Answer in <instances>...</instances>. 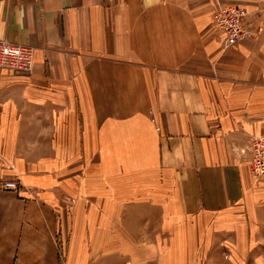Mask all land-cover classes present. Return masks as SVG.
<instances>
[{"label":"crops","instance_id":"0c3cea01","mask_svg":"<svg viewBox=\"0 0 264 264\" xmlns=\"http://www.w3.org/2000/svg\"><path fill=\"white\" fill-rule=\"evenodd\" d=\"M0 39L34 48L0 69V264H264V0H0Z\"/></svg>","mask_w":264,"mask_h":264},{"label":"built area","instance_id":"2783aa9c","mask_svg":"<svg viewBox=\"0 0 264 264\" xmlns=\"http://www.w3.org/2000/svg\"><path fill=\"white\" fill-rule=\"evenodd\" d=\"M248 10L236 4L219 5L213 14L214 26L224 36V47L229 48L240 42L256 37V28L248 19ZM34 68V48L0 39V69H7L19 74H30ZM152 121L156 124V119ZM160 130L159 126H156ZM250 168L257 178L264 179V134L253 138ZM4 189H18L16 181L0 183ZM75 201V199H72Z\"/></svg>","mask_w":264,"mask_h":264}]
</instances>
